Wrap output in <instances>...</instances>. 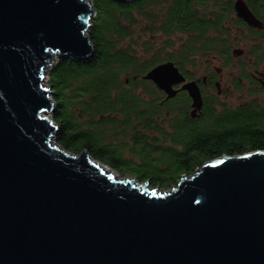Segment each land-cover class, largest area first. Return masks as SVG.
<instances>
[{"label":"water","instance_id":"1","mask_svg":"<svg viewBox=\"0 0 264 264\" xmlns=\"http://www.w3.org/2000/svg\"><path fill=\"white\" fill-rule=\"evenodd\" d=\"M233 9L262 28L244 0ZM93 14L89 0H0V264H264V151L209 161L166 191L53 141L46 69L93 55ZM141 79L202 106L171 61Z\"/></svg>","mask_w":264,"mask_h":264},{"label":"trees","instance_id":"2","mask_svg":"<svg viewBox=\"0 0 264 264\" xmlns=\"http://www.w3.org/2000/svg\"><path fill=\"white\" fill-rule=\"evenodd\" d=\"M89 1L94 17L87 34L94 47L93 55L81 60L56 57L49 73L54 102L51 118L57 126L53 140L57 145L73 154L86 150L92 159L122 177L126 173L121 164L141 162L133 168L134 179L166 191L209 161L264 151L262 102L250 99L232 106L209 97L197 124L185 122L171 133L165 125L169 122L164 111L168 105L186 106L185 97L167 100L153 83L141 79L149 69L165 61L173 62L187 76L191 74L186 69L194 67L200 57L217 58L223 68L230 66L234 49L229 25L248 32L259 42L250 55L260 54L264 43V0H244L261 22L262 30L248 27L235 16L234 0ZM142 21L145 28L141 32L146 30L164 38L163 49H174L172 53L163 59L156 53L151 62L144 64L130 48L122 46ZM177 36L185 40L174 48L171 38ZM150 49L147 46L146 51ZM235 89L239 91V84ZM150 115L152 143L137 134L129 139L130 130L149 127ZM123 145L136 162L122 156Z\"/></svg>","mask_w":264,"mask_h":264},{"label":"flooded vegetation","instance_id":"3","mask_svg":"<svg viewBox=\"0 0 264 264\" xmlns=\"http://www.w3.org/2000/svg\"><path fill=\"white\" fill-rule=\"evenodd\" d=\"M250 28H254V27H250ZM256 29L262 30L263 26L262 28H256ZM255 43L257 45L259 42L256 41ZM233 58L234 59L244 58L245 62L240 65L241 67H239L241 72L237 74L231 72L229 74V82H230L229 86L230 87L232 86L233 88H229L226 90L222 88L221 77H220L222 71L220 68H214L213 60L207 61V67L208 69L214 68L215 74L211 73V74L203 75L200 78L195 76V74L193 73H190L191 75L187 76L177 67L184 76L186 82L188 81L196 82L200 90V94L202 98V106L199 110L196 109V111H194L192 107V101L188 96L187 92L180 90L181 85H176L174 88L178 90V92L173 98L167 100H174L179 95H182L185 97L187 104L184 107L179 105H168L166 107V110L164 112L166 119H168L167 121L169 123L165 125L169 132L174 133L175 128L182 127L183 123L185 122L187 123L192 122L193 124H197L205 113L206 100L210 99L209 97H216L219 101L226 103L227 98L229 96H233L235 95V92L236 93L239 92L236 89H234L236 84H239L244 87L243 89L244 92L241 95H238V97H241L243 100L241 103L253 99L262 102V104L264 105V53L263 54L256 53L250 55V54H246L245 51L243 50V53L241 55L233 56ZM231 91L232 93H230ZM258 96H263V98H259ZM245 98L247 99L245 100ZM221 99H223V101ZM174 123L177 125H174ZM134 129L135 130L132 131L130 130L128 132L129 139L133 138V136L137 134L138 136L142 137L145 141H147L149 144L152 143V115H150L149 127L137 126ZM131 143L132 140L129 141V144Z\"/></svg>","mask_w":264,"mask_h":264},{"label":"rangeland","instance_id":"4","mask_svg":"<svg viewBox=\"0 0 264 264\" xmlns=\"http://www.w3.org/2000/svg\"><path fill=\"white\" fill-rule=\"evenodd\" d=\"M91 17H94V14L91 15ZM145 28V22H140V25L135 28L134 30V34L131 38H127L126 40L123 41L122 46L125 48H130L133 53L139 58V62L141 63H149L152 61V58L155 56V54L157 53L159 58L163 59L165 58V54L167 53H172V51L174 49H163L164 48V42L165 39L161 38V37H155L152 36V34H149L148 32H141V30ZM137 30V31H136ZM228 30H229V40L232 42V49H243L245 51L246 54H250L252 52V50H254V47L257 46L256 45V41L251 38L248 34V32L240 30L238 28H236L235 26L229 25L228 26ZM133 40V41H131ZM185 40V37H181V36H177V37H173L171 38V42H173L174 44V48L178 47L182 41ZM147 46H150L151 49L150 51H146ZM162 50V51H161ZM264 53V43H261V54ZM208 60H213V65L214 68H220L222 73H221V83H222V88L223 89H229V88H233L232 86L230 87V82H229V74L232 73H239L241 72V70L239 69V67H241L240 65L243 64L244 58L242 59H234L232 58L230 63V67L226 68V67H222L223 63L220 59L217 58H198L195 62L194 67H188L186 70L189 73H193L195 74V76L197 77H202L203 75H207V74H211L214 73V68L208 69L207 67V61ZM56 63V57L52 60L50 66H48V68L46 69V75H45V79H44V86L45 87H49V73L51 72V69L53 68V66ZM217 75V74H216ZM121 78L123 79L124 76L122 75ZM235 89V88H234ZM244 87L239 85V94L235 92V95L233 96H229L227 98V104L229 105H237L239 103H241L243 100L241 97H238V95H241L244 91H243ZM138 93L140 92L139 90L137 91ZM232 93V91L230 92ZM52 97V93L50 98ZM259 98H263V96H258ZM144 100L147 101L148 99L146 97H144ZM52 99V98H51ZM247 98H245L246 100ZM223 101V99H221ZM260 100V99H259ZM54 108V105H53ZM53 112V109L51 110V114ZM46 116H48V113L45 114ZM52 119V118H50ZM54 141V140H53ZM125 143H127V140H122ZM127 147H125L123 145L122 147V156L124 155V158L126 160L127 159H132L133 161L136 162V159L131 156V154H129V150ZM141 162L138 163H123L121 164V167L124 171V173H126V177H130V178H134L136 175V171L133 170L134 167H136L138 164H140ZM104 167H106L107 169L111 170L108 166L104 165ZM112 171V170H111ZM114 172V171H112ZM118 177L120 178H126V177H122L119 174H117L116 172H114ZM147 189H151V187H148ZM154 189H158L159 188H154Z\"/></svg>","mask_w":264,"mask_h":264},{"label":"bare ground","instance_id":"5","mask_svg":"<svg viewBox=\"0 0 264 264\" xmlns=\"http://www.w3.org/2000/svg\"><path fill=\"white\" fill-rule=\"evenodd\" d=\"M101 168L105 171V173H107V174L111 173L112 176H113L115 179H118V176H117L114 172H112L111 170L107 169V168L104 167V166H102Z\"/></svg>","mask_w":264,"mask_h":264}]
</instances>
